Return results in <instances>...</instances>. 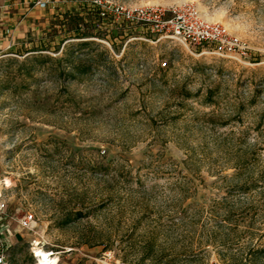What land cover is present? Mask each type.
<instances>
[{"label":"rangeland","instance_id":"374dc122","mask_svg":"<svg viewBox=\"0 0 264 264\" xmlns=\"http://www.w3.org/2000/svg\"><path fill=\"white\" fill-rule=\"evenodd\" d=\"M184 5L239 36L247 64L119 14ZM48 10L31 41L0 54L7 264H35L34 243L59 264H264V0Z\"/></svg>","mask_w":264,"mask_h":264},{"label":"built area","instance_id":"2783aa9c","mask_svg":"<svg viewBox=\"0 0 264 264\" xmlns=\"http://www.w3.org/2000/svg\"><path fill=\"white\" fill-rule=\"evenodd\" d=\"M50 4L51 0H39L36 3L41 9L48 8ZM119 14L128 21L143 23L148 26L152 33L170 37L186 47L198 49L202 55L228 60L240 65H246L249 59V47L239 36L231 33L221 23H210L204 20L197 8L192 5H184L169 10L150 8L134 12L121 11ZM4 209V205L0 203V216L3 214ZM18 223L20 228L26 231L35 229L36 222L34 215L31 213L23 215ZM38 246L39 244L36 243L33 245L34 248ZM7 248V243L0 231V264H7L4 254V250ZM34 248L32 255L36 264L38 258ZM57 264H59V261Z\"/></svg>","mask_w":264,"mask_h":264},{"label":"crops","instance_id":"0c3cea01","mask_svg":"<svg viewBox=\"0 0 264 264\" xmlns=\"http://www.w3.org/2000/svg\"><path fill=\"white\" fill-rule=\"evenodd\" d=\"M39 0H0V54L16 49L32 40L50 16L48 8L41 9ZM1 222V218H0ZM4 241L10 247L15 235L8 224H0Z\"/></svg>","mask_w":264,"mask_h":264},{"label":"bare ground","instance_id":"6f19581e","mask_svg":"<svg viewBox=\"0 0 264 264\" xmlns=\"http://www.w3.org/2000/svg\"><path fill=\"white\" fill-rule=\"evenodd\" d=\"M34 252L38 258V262L36 264H57L59 261L57 258H53L51 256L52 254H48L39 248L34 249Z\"/></svg>","mask_w":264,"mask_h":264},{"label":"trees","instance_id":"16d2710c","mask_svg":"<svg viewBox=\"0 0 264 264\" xmlns=\"http://www.w3.org/2000/svg\"><path fill=\"white\" fill-rule=\"evenodd\" d=\"M73 30H74V29H72V31H73ZM80 38H81V37H75V39H80ZM82 45L85 46V47H87V46L90 45V43H87V42H86V43H83ZM61 61H62V60H61ZM67 66H68V68H73V69H71V70H72L71 72H73V70H75L74 67H70V65H67ZM67 66H66V67H67ZM83 74H84V73H83ZM71 78H74V75H72Z\"/></svg>","mask_w":264,"mask_h":264}]
</instances>
